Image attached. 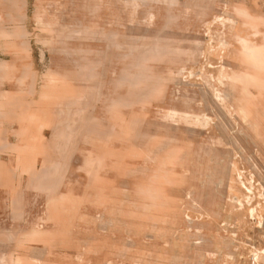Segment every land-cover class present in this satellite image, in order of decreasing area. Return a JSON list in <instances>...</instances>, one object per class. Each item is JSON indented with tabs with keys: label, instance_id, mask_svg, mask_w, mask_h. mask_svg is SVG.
<instances>
[{
	"label": "rangeland",
	"instance_id": "1",
	"mask_svg": "<svg viewBox=\"0 0 264 264\" xmlns=\"http://www.w3.org/2000/svg\"><path fill=\"white\" fill-rule=\"evenodd\" d=\"M0 264H264V0H0Z\"/></svg>",
	"mask_w": 264,
	"mask_h": 264
}]
</instances>
